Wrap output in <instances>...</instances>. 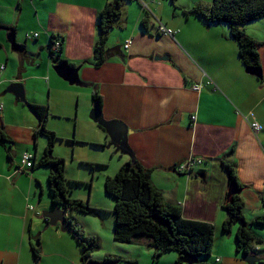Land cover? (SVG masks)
I'll list each match as a JSON object with an SVG mask.
<instances>
[{"label": "crops", "instance_id": "obj_1", "mask_svg": "<svg viewBox=\"0 0 264 264\" xmlns=\"http://www.w3.org/2000/svg\"><path fill=\"white\" fill-rule=\"evenodd\" d=\"M110 1L0 0V28L13 29L16 41L12 46L9 31L0 29V118L13 141V145L0 143V264H82L83 249L75 235L63 232L60 225L48 226L43 219L47 212L41 210L48 209L44 203L52 201L47 194L49 169L24 171L19 162L23 154L32 153L37 164L48 145L36 134L40 119L32 113V105L47 106L49 116L58 114L61 94L62 114L74 102L85 111L90 101L94 109L96 91L104 118L119 121L131 131L128 145L133 158L152 171L153 184L166 202L181 206L186 220L215 227L210 264H250L237 250L238 227L225 231L229 216L223 204L233 166L243 187L247 223L264 217V19L243 28L260 43L262 78L247 72L229 25L209 24L192 13L198 6H211L209 0L127 2L123 18L109 35L108 60L95 68L86 63L94 57L99 15ZM143 4L151 10L146 29ZM161 24L178 33L161 35ZM27 34L32 38L27 39ZM52 36L62 42L60 59L50 56ZM128 41L133 44L126 49ZM60 61L79 67L83 86L58 76L53 67ZM14 83L23 85L30 108L6 93ZM197 85L200 91L194 90ZM82 118L86 119L85 113ZM254 121L262 126L259 133L251 128ZM47 127L56 131L50 128V120ZM94 133L91 139L78 135V140L104 144L95 162L108 167L107 177L114 176L131 157L106 146L108 136ZM192 159L199 162L193 171L181 172L180 166ZM95 188L93 181L91 203ZM71 216L67 212L75 232L80 225L86 236L101 241L92 261L117 258L121 261L114 264H178L177 253L158 258L144 244L115 242L114 227L110 234L104 233L103 226L86 215ZM258 236L255 248L261 264L264 228ZM32 247H39V257Z\"/></svg>", "mask_w": 264, "mask_h": 264}, {"label": "trees", "instance_id": "obj_2", "mask_svg": "<svg viewBox=\"0 0 264 264\" xmlns=\"http://www.w3.org/2000/svg\"><path fill=\"white\" fill-rule=\"evenodd\" d=\"M130 1L139 2L140 0H111L100 13L99 39L94 46L92 61L86 64L100 68L107 62L110 55L108 48L110 32L123 18L124 6ZM192 13L209 24L229 25L231 38L238 45L239 56L244 67L247 70L262 71L260 43L246 35L243 28L247 24L264 19V0H213L211 6H198L192 9ZM149 19L150 14L144 11L142 26L145 29L148 27ZM55 41H59V38L52 36L51 46L55 45ZM62 47L61 42V51ZM92 99L94 105L97 104L102 110V98L97 91ZM31 109L40 119L36 134L48 140L44 155L32 169L43 167L50 169L49 186L52 204L61 206L70 213V216L75 212L84 215L102 212L94 209L88 202L69 198L65 161L53 154L59 137L47 128L49 108L32 105ZM0 143L13 145V141L5 133L1 118ZM11 145L8 147L9 151H11ZM96 146L104 148L101 145ZM89 165L92 170L105 168L104 165L96 163ZM151 173V170L145 169L136 159L131 158L116 175L106 178L105 191L115 200V242L144 244L154 249L158 258L166 253H177L178 264H184L185 256L194 257L197 260L194 264H210L215 242V227L205 222L186 220L181 206L166 202L163 193L154 186ZM233 182L237 183L239 193L230 197L227 194L223 204L229 216L225 231L229 232L232 227H238V252L243 253L244 256H248L251 252L256 254L255 245L260 242L258 231L264 228V217H258L254 222L247 223L244 215L245 203L241 195L243 187L239 184L235 170L231 166L229 184ZM71 219L76 222L74 216H71ZM74 235L83 249L82 264H87L92 261V255L101 250V241L98 237L86 236L80 225L76 227ZM32 250L34 255L39 257V247H32ZM120 261L117 258H106L103 263L114 264ZM260 263L264 264V260H260Z\"/></svg>", "mask_w": 264, "mask_h": 264}, {"label": "rangeland", "instance_id": "obj_3", "mask_svg": "<svg viewBox=\"0 0 264 264\" xmlns=\"http://www.w3.org/2000/svg\"><path fill=\"white\" fill-rule=\"evenodd\" d=\"M183 1L186 3L196 4L201 0H183ZM209 1L212 2L213 0H209ZM145 6L147 5L143 4L141 5V8L143 9L145 8ZM144 11L149 13L151 10L148 7L145 8ZM1 89H3V87ZM58 95H59L58 114H55L56 115L55 116L50 112V116L48 120H50V128L56 129V131L54 132H56L59 137V140H57L55 143L53 154L55 157L63 158L66 161L65 173H66V178L68 180L67 182L68 196L69 198L75 200H82L88 202L94 209L98 211H102L100 213H97L96 215H88V216L86 215V219L94 220L95 222H98L100 225L103 226L102 232L106 233L109 230V234H110L112 232L113 227H115V215H114L115 200L109 195H107L105 191V180L107 178L106 175L108 173L107 171L108 167L105 166V168H96V170H92L91 166L89 165L91 163L95 164L96 163L95 160L102 156L101 153L102 148L96 145H101V146H105V145L98 144L96 142H88L87 140H80V139L78 140V135H80V137H87L91 139L90 137H94L93 135L95 134L94 132L96 131L102 133L103 137L105 136L107 137V133L105 132L104 129H102L92 120L91 114L93 112V106L91 105V101L90 103L87 104V110L85 111H83L82 106L79 108L78 103L74 102L69 106V111L67 110L65 111V113L67 112L68 113L62 114L64 112H63V107L61 105V94ZM83 113H85L86 119L82 118ZM78 118L81 120H78ZM40 137H42L44 140H46V142H48L46 137L44 136H40ZM106 146L112 147L110 139L108 140V144L106 143ZM80 152L82 154H80ZM85 156H88L89 160L85 161L84 160ZM107 161L109 162L110 160ZM106 171L107 173H105ZM93 181L96 185V188L94 190L93 199L91 203L89 200V193H90L89 189L92 188ZM47 194H50L51 196L49 190L47 191ZM83 195H86L85 199L78 198ZM44 205H47L48 209L41 210L42 213L53 212L57 208V206L52 204L51 200L50 203H44ZM94 205H98V206H94ZM89 223L90 226L92 227L94 226L93 222H89ZM103 262L104 260L101 263Z\"/></svg>", "mask_w": 264, "mask_h": 264}, {"label": "water", "instance_id": "obj_4", "mask_svg": "<svg viewBox=\"0 0 264 264\" xmlns=\"http://www.w3.org/2000/svg\"><path fill=\"white\" fill-rule=\"evenodd\" d=\"M1 30L9 31L8 40L13 46L15 41L14 30L10 28H0ZM51 49V46H50ZM51 56V54H50ZM52 58V56H51ZM52 59H58L54 56ZM158 60H168V58H156ZM53 67L58 76L64 79L66 82L71 85L83 86L78 77L79 67H72L67 61H60L58 64L54 63ZM247 72L253 76L262 78V72L259 70H247ZM7 94H14L20 102L24 103L28 108H30L31 104L27 101L24 87L20 83H14L9 86L6 90ZM32 113L38 118L37 114L32 111ZM92 120L105 130L107 136L110 139L111 145L116 148V152H121L122 154H126L129 157L133 158V154L130 151L128 145V138L131 134V131L126 127L123 123L119 121H108L104 118L102 114V110L98 107L97 104L94 105L93 112L91 114ZM229 174V169L227 170ZM239 193L237 190V183L233 182L229 184L228 189V197L231 195ZM43 219L48 222V226H57L60 225L63 232L74 234V228L72 227L69 219L67 218V212L61 206H57V208L53 212H47L42 214ZM245 260L250 264H257L259 259L255 254H249L245 256ZM197 260L191 256H185L183 259L184 264H194ZM87 264H109V263H101L97 261H89ZM113 264V263H111Z\"/></svg>", "mask_w": 264, "mask_h": 264}, {"label": "built area", "instance_id": "obj_5", "mask_svg": "<svg viewBox=\"0 0 264 264\" xmlns=\"http://www.w3.org/2000/svg\"><path fill=\"white\" fill-rule=\"evenodd\" d=\"M159 33L163 36H168V37H173L174 35H176L178 33V31L173 30V29H169L164 25H160L159 26ZM34 37L37 38L38 34H34ZM32 36L30 34H27V39H31ZM133 44V41H128L125 45L126 49H129ZM61 49V42L57 41L55 42L54 47L52 48V52L55 56H57L59 54V51ZM4 69V67L2 68ZM201 86L197 85L194 87V90L196 91H200ZM251 128L255 133H259L262 129V126L254 121L251 123ZM20 168L24 171H29L31 170L35 164H36V156L35 154L32 153H25L22 155L21 160H20ZM197 162L195 159L189 160L188 162H186L185 164H183L182 166H180V171H186V172H192L193 171V167L196 165Z\"/></svg>", "mask_w": 264, "mask_h": 264}, {"label": "clouds", "instance_id": "obj_6", "mask_svg": "<svg viewBox=\"0 0 264 264\" xmlns=\"http://www.w3.org/2000/svg\"><path fill=\"white\" fill-rule=\"evenodd\" d=\"M55 42H57V41H55ZM59 42H61V41H59ZM51 46V45H50ZM54 47V45H52L51 46V49H50V54H53V52H52V48ZM61 54H62V51H61V49H60V51H59V54L57 55V58H59L60 59V56H61ZM52 56V58H54V54L53 55H51ZM56 57V56H55ZM251 254V253H250ZM252 254H255V253H253L252 252ZM256 255V254H255Z\"/></svg>", "mask_w": 264, "mask_h": 264}, {"label": "bare ground", "instance_id": "obj_7", "mask_svg": "<svg viewBox=\"0 0 264 264\" xmlns=\"http://www.w3.org/2000/svg\"><path fill=\"white\" fill-rule=\"evenodd\" d=\"M71 223V222H70ZM72 224V223H71Z\"/></svg>", "mask_w": 264, "mask_h": 264}]
</instances>
